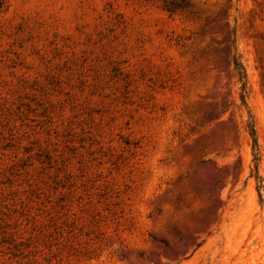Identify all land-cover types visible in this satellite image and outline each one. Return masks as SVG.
<instances>
[{
	"label": "rangeland",
	"instance_id": "rangeland-1",
	"mask_svg": "<svg viewBox=\"0 0 264 264\" xmlns=\"http://www.w3.org/2000/svg\"><path fill=\"white\" fill-rule=\"evenodd\" d=\"M0 264H264V0H6Z\"/></svg>",
	"mask_w": 264,
	"mask_h": 264
},
{
	"label": "trees",
	"instance_id": "trees-1",
	"mask_svg": "<svg viewBox=\"0 0 264 264\" xmlns=\"http://www.w3.org/2000/svg\"><path fill=\"white\" fill-rule=\"evenodd\" d=\"M5 1L6 0H0V11H2L5 7Z\"/></svg>",
	"mask_w": 264,
	"mask_h": 264
}]
</instances>
